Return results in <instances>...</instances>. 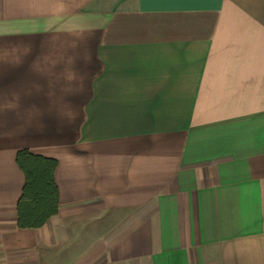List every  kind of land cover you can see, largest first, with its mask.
Instances as JSON below:
<instances>
[{"label":"crops","instance_id":"obj_1","mask_svg":"<svg viewBox=\"0 0 264 264\" xmlns=\"http://www.w3.org/2000/svg\"><path fill=\"white\" fill-rule=\"evenodd\" d=\"M0 264H264V0H0Z\"/></svg>","mask_w":264,"mask_h":264},{"label":"trees","instance_id":"obj_2","mask_svg":"<svg viewBox=\"0 0 264 264\" xmlns=\"http://www.w3.org/2000/svg\"><path fill=\"white\" fill-rule=\"evenodd\" d=\"M15 161L24 175L22 193L17 201V224L38 227L57 210L56 161L27 150L18 151Z\"/></svg>","mask_w":264,"mask_h":264}]
</instances>
